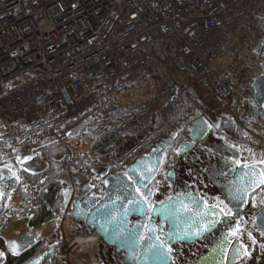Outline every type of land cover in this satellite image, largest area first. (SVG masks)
<instances>
[{
  "label": "built area",
  "instance_id": "obj_1",
  "mask_svg": "<svg viewBox=\"0 0 264 264\" xmlns=\"http://www.w3.org/2000/svg\"><path fill=\"white\" fill-rule=\"evenodd\" d=\"M262 40L264 0H0V120L74 119L102 86L151 75L159 41L206 103L232 102L250 94L240 54Z\"/></svg>",
  "mask_w": 264,
  "mask_h": 264
},
{
  "label": "flooded vegetation",
  "instance_id": "obj_2",
  "mask_svg": "<svg viewBox=\"0 0 264 264\" xmlns=\"http://www.w3.org/2000/svg\"><path fill=\"white\" fill-rule=\"evenodd\" d=\"M263 51L257 56L261 74L264 72V67L260 65L264 61V55L261 54ZM193 112L191 115H194ZM212 126V132L199 136L196 141H191L186 127L177 134L171 146L166 148L164 166L152 184V201H149L145 192L140 193L145 199L144 202L149 203V207L147 204L143 206L146 212L138 207L131 209L126 228L142 232V246L156 244L165 249L164 252L171 258L169 264H195L208 253L215 241L226 236H230L229 240L233 242L225 264L232 261L234 264H264V234L255 222L256 214L264 208V190L248 196L246 192L249 188L241 185L240 191L243 188L245 195L240 193V197L232 201L227 194L235 188L236 169L251 165L246 159L248 145L245 141L233 139L230 132H223L224 126L221 122ZM144 128L140 127L131 138L142 134ZM95 133L100 136V133ZM128 142L129 139L121 140L109 154L104 155L100 161L98 159L96 166L105 164L104 169L96 170L93 178H89L96 194L103 195V191L99 190L102 180L97 177L100 173H118L130 164L128 162L131 149ZM181 143L187 145L186 150L175 152ZM161 179L164 182L163 194L159 192L156 184ZM60 189V192L65 191L64 187ZM171 197L177 198L181 207L194 205L193 203L196 204L202 199V203L219 210L220 215L216 212V218L207 216L202 223L190 225L185 220V211L178 210L176 214L172 211L163 212L162 220L156 214V209H152ZM197 205L201 206L199 203ZM196 211L195 207H191L187 214L195 217ZM27 233L36 232L29 230ZM18 236L19 234L12 241L17 240ZM98 240L100 244L96 249L94 264H120L121 252L116 253L114 246L104 244L100 238ZM46 251H51V254L45 257L42 264H80L69 261L63 255L60 241L45 240L39 236L16 256L5 249L1 250L3 255L0 264H24Z\"/></svg>",
  "mask_w": 264,
  "mask_h": 264
},
{
  "label": "trees",
  "instance_id": "obj_3",
  "mask_svg": "<svg viewBox=\"0 0 264 264\" xmlns=\"http://www.w3.org/2000/svg\"><path fill=\"white\" fill-rule=\"evenodd\" d=\"M160 44L161 41L150 48L158 63L154 75L156 76L159 74V78H162L163 82L166 83L165 88L162 89L165 95L168 93H170V95L174 94L176 87H178V93L171 96L172 99H170L169 96V99L166 100L167 102L162 105L164 113L156 112L153 115H149L144 111L147 104L146 100H148L149 97H146L147 99L141 102L144 104L143 107L124 108L122 110L124 113L123 116L120 115L111 123H108L109 125L107 124L105 127L102 126V129L100 131L98 130L100 136L97 135L91 139V144L88 145L89 151L81 149L80 145H83V143L77 137L73 139L64 137L70 125L75 123H69V125L61 127L58 131V137H60V139L51 135L52 132L49 129H35L33 126L16 124L14 127L17 128L20 133L35 134L38 132L42 136L47 133V136H45L46 139L41 141L39 145L25 144V148L21 153H19L18 149L20 147H11L9 142L2 139L0 136V167L7 166L12 170H16L19 179L23 180L24 183H21L22 188L20 190L22 193L20 207L22 208V203L26 206L24 212L26 213L25 216H27L30 226L47 224L52 222L51 220H55L57 213L62 208L60 188L66 184V180L68 179H66L67 175L72 181L77 182H81L95 175L98 159L109 154L112 148L124 139H129L128 143L131 149V156H137L138 153L147 149L149 145H153L154 142L160 140L163 135L166 136L170 130L184 121L183 119L189 117V115L191 116L197 105L193 99L194 95L190 90V78L188 76L181 77L175 75L171 70L166 68L167 65L164 64L165 61L157 50ZM174 75L181 77V79H176ZM132 76L133 75L125 76L119 81L113 82L109 87H103L95 92L97 101L93 108L82 114V118L92 119L95 116L94 110L98 107L100 108L102 105H106L112 95L122 94L123 91L129 90L133 85ZM138 81L139 84H149V77L140 75ZM134 85H136L135 82ZM154 87L155 85H153L151 89ZM152 95H155V92L151 93L149 96ZM138 113L142 114L145 120L142 119L136 122L139 126L134 127L132 119L138 117ZM221 124L224 126L223 132L226 131L225 133H227L228 131L233 139L244 141V135L242 137L241 132L236 128L237 126L230 118H223ZM140 127H145L143 133L148 131V134L144 136L142 133L131 138L134 131L138 130ZM128 128L133 129L128 132ZM76 146H79V148L77 149ZM29 149L35 150V152L40 155V159L46 161L45 168L37 166L35 169V167L31 166L30 169H24L19 165V157ZM247 149V154L249 153L250 155L252 151L250 148ZM69 151L72 153L70 154ZM90 153L93 155L89 156ZM250 156L254 158L257 157L256 155ZM66 164H68V172L65 169ZM33 197H37L38 199L35 207L32 206L33 203H30ZM44 246L46 247L45 244ZM3 248L4 240L0 237V250H4Z\"/></svg>",
  "mask_w": 264,
  "mask_h": 264
},
{
  "label": "water",
  "instance_id": "obj_4",
  "mask_svg": "<svg viewBox=\"0 0 264 264\" xmlns=\"http://www.w3.org/2000/svg\"><path fill=\"white\" fill-rule=\"evenodd\" d=\"M251 86L253 87V97L249 100L250 107L253 108L257 115L264 119V74L254 78ZM84 125H86V122L68 131L66 137L91 134L88 132L87 127L80 133L79 129ZM209 125L211 124L196 109L194 115L180 123L173 132H170L167 138L155 144L149 153L139 156L133 164L126 167L125 172L107 177H104L107 172L100 174V178H105L103 181V187L106 189L105 196L91 195L93 187L90 186V182L81 186L80 195L72 202L73 210L70 212V215L74 218L73 220H81L87 225L88 230H95L106 245L115 247L116 253L124 252L127 258L124 259L123 255H121L123 264H169L170 258L167 256V252H164L166 251L165 249L156 244L142 246L140 241L142 232L137 229L134 231L132 229L128 230L126 228V218L129 216L131 209L133 210L136 207L141 209L146 205V202L141 199L140 190L151 193L149 186L163 166L162 162L165 159L164 152L166 148L171 146L177 134L186 127L191 141H196L199 136L212 132V125L211 127ZM186 146L182 143L179 144L175 152L181 153L182 150H186ZM236 170L235 188L227 193L229 200L238 199L240 193L245 195L242 192L243 188L240 191L239 187L241 185H247L249 188L248 190L246 189L248 196L254 195L259 190L264 189V183L261 182L264 181V171L261 166L251 165L249 167H240ZM12 180H14L13 174L0 173V216L5 211V201L9 195V191L16 186ZM70 198V192L63 193L64 206L68 205ZM138 201L140 204H138ZM201 203V206L197 207L198 211L195 213L199 214L198 217H190L195 220V223L204 221L207 216L216 218V212L220 215L219 210L206 207V205ZM170 206H174V204ZM255 221L264 232V210H261L256 215ZM36 238V234L24 235L15 242L7 243L6 248L10 252L9 254L16 256L19 251L27 248L29 244H33ZM229 238L230 236H226L223 239L215 241L208 253L195 264H225L232 243ZM13 244L16 247V253L11 251V245ZM48 254H51V251L40 253L39 256L24 264H42L41 262ZM1 259L2 256H0V262ZM232 262L229 264H233Z\"/></svg>",
  "mask_w": 264,
  "mask_h": 264
},
{
  "label": "rangeland",
  "instance_id": "obj_5",
  "mask_svg": "<svg viewBox=\"0 0 264 264\" xmlns=\"http://www.w3.org/2000/svg\"><path fill=\"white\" fill-rule=\"evenodd\" d=\"M252 60L254 62L253 65H256V61H257V56L252 55ZM166 64V63H164ZM166 68L168 69L169 67L166 66ZM170 70V69H168ZM254 70L255 67H254ZM245 72L251 76L252 74H254L253 70H249L246 69ZM175 75H177L175 72H173ZM173 75V74H172ZM174 77L176 79H181V77ZM132 81H133V87L131 86V88L127 91H123L122 94H114L111 96L109 102L106 103V105H102L100 106V108L98 107L97 109L94 110L95 116L92 119H88L90 121V126L91 129L94 132H98V130L100 131L102 128V126H107L108 123H111L113 120H115V118H118L120 115L123 116V109L126 107H132V108H140L143 107L144 104L141 103L143 102L145 99L148 100L147 104L145 106V112L149 115H153L156 112H162L163 108L162 105L165 104L167 101V99H169V96L171 98V96H173L174 94L168 93V94H164V92H162L165 88L166 83L163 82L162 78H159V74L150 78L149 79V84H139V77L137 75H134L131 77ZM168 80V79H167ZM134 82L136 83V85H134ZM190 90L194 95V101L195 104L197 105L196 108H200L203 110V112L208 115L209 117H211L212 120H214V118H230L232 121H236L240 124H242V121L236 119L234 120L233 115L235 114V111L233 108L229 109V112H226L225 110H222L220 108V106L222 107V102L221 101H217L212 103V105L214 107H208V105L206 104V102L204 101L203 96L199 93L198 88L196 87L194 81H190ZM155 85L154 88L151 89V87ZM155 92V95L149 96L151 93ZM147 97V98H146ZM140 103V104H139ZM216 107H219V109L217 110ZM143 111V112H144ZM144 112V113H145ZM203 113V114H204ZM139 114V113H138ZM146 114V115H147ZM224 116V117H223ZM145 120L144 116H142V114H139L138 117L132 119V123H134V127L139 126L136 122H139L141 120ZM95 120V121H93ZM220 120V119H219ZM217 123H219L218 121H216ZM44 125V122L41 123H36L33 125H29V126H33V128L35 129H40V127ZM109 125V124H108ZM133 127V128H134ZM240 128V125L238 126ZM3 129L0 130V136L2 139L7 140L9 142V144L11 145V147H20L19 149V153H21L23 151V149L25 148V144H30V145H39L41 141L45 140L47 136V133L44 134V136H42L41 134H39L38 132H36L35 134H24V133H20L19 130L17 128L14 127V125H3L2 126ZM133 128H128L127 131L130 132ZM237 128V127H236ZM49 130L52 132L51 135H53L55 138L60 139V137H58V131L60 130V127H55V129L53 130L52 128H49ZM137 130L134 131V133H136ZM239 131L242 134H244L243 129H239ZM148 134V131H146L145 133H143L142 135L146 136ZM249 137H246L245 141L247 143V147L251 149L252 153H250V155H256L258 156L259 154V149L255 147V143L252 142V140H254L256 143L258 140L262 142V140L260 138H263L262 134L257 133L254 130H249L248 132ZM73 139V138H72ZM78 139H80V141L83 143V145L81 146V149H84L85 151H89V146L91 144V139L87 136H81ZM158 142V141H157ZM23 144V145H22ZM259 144V143H258ZM257 144V145H258ZM154 145V144H153ZM153 145H149V147L147 149H145L144 151H141L140 153H147L149 152V150L152 148ZM77 149L79 148V146H76ZM263 151H261V158H262V153L264 152V145H263ZM16 149V148H15ZM70 154L72 153L71 151H69ZM140 153H138V155H140ZM27 154L35 157V159H37L35 162L37 164V166L39 167H46V161H42L40 158V155L35 152V150L29 149L27 151ZM93 154H89V156H92ZM137 155V156H138ZM248 153V159H253L254 157H251ZM137 156H132L130 157V161L128 163L133 162V160L135 159V157ZM104 156H102L100 159H102ZM20 158V157H19ZM260 158V159H261ZM99 159V161H100ZM44 162V163H43ZM99 164V163H98ZM68 164L65 165V169L67 170V166ZM104 165L105 164H99V166L97 165L95 170L98 169H104ZM69 170H67L68 172ZM0 173H7V174H13L15 175V185L18 184L17 188L13 189V195H10V199L9 201V207H10V218H8V215H4L0 216V222L3 221V219H5L3 222L0 223V235L2 237H4L5 240H12L14 237H16L18 234H23L25 232H29V230L31 231V229L28 226V222H27V216L26 213L24 212V209L26 208V206H24V204L22 203V208L20 207V204L22 202V193H21V183H24L23 180H18V175L16 173V170H12L10 168H8L7 166L5 167H0ZM67 174V173H66ZM66 176V175H65ZM93 176V175H92ZM69 176H66V179ZM91 177V176H90ZM88 180L84 179L82 182L83 184L86 183ZM164 182H162V179L159 180L156 184L158 187L159 192H164L163 190V184ZM80 182L77 181H71L70 183V189L73 192V196L77 197L80 195L81 190L79 187H81ZM66 186V185H65ZM65 186H63L65 188ZM102 186V185H101ZM100 186V187H101ZM63 190V189H62ZM99 190H104L103 187H101ZM95 193V191H94ZM35 194V192H34ZM74 197H72L71 199H75ZM37 197H33L32 200H30V203H33L32 206H36V202H37ZM35 203V204H34ZM71 206L70 204H68L67 206H63L60 209V211L57 213V217L55 218V220H51L52 222H49L48 224L39 226L36 228L35 232H37L38 236L44 239H48V238H53L54 239H60V241L62 240L63 237V245L65 244L67 246V248L65 249V251H62L67 259H69V261L73 262H77L80 264H94V256L97 253L98 249V244L99 241L95 240V237H90L89 239H85L86 241L88 240V242H86L85 240L82 239H78L81 236H88L89 232H87L86 230H84V228L82 227L83 225L81 223L79 224H75L74 221L72 220L71 216L69 215L70 211H71ZM23 212V213H22ZM7 218V219H6ZM23 218V219H21ZM21 219V220H19ZM85 242V244H80ZM67 253V254H66ZM63 254V255H64ZM68 261V262H69Z\"/></svg>",
  "mask_w": 264,
  "mask_h": 264
},
{
  "label": "crops",
  "instance_id": "obj_6",
  "mask_svg": "<svg viewBox=\"0 0 264 264\" xmlns=\"http://www.w3.org/2000/svg\"><path fill=\"white\" fill-rule=\"evenodd\" d=\"M253 121H255V124H256L255 127H257V129L259 130V131H257V133L262 134V136H263L264 127L262 125V121L258 120V118H254V117H253ZM263 141H264V136H263Z\"/></svg>",
  "mask_w": 264,
  "mask_h": 264
},
{
  "label": "snow or ice",
  "instance_id": "obj_7",
  "mask_svg": "<svg viewBox=\"0 0 264 264\" xmlns=\"http://www.w3.org/2000/svg\"><path fill=\"white\" fill-rule=\"evenodd\" d=\"M209 127H211V125H209ZM262 183H264V181H261ZM223 211V210H222ZM226 215H227V213H225ZM262 234H264V233H262ZM11 251H13L14 253H16V247H15V245L13 244V245H11ZM3 255V253H0V256H2Z\"/></svg>",
  "mask_w": 264,
  "mask_h": 264
},
{
  "label": "bare ground",
  "instance_id": "obj_8",
  "mask_svg": "<svg viewBox=\"0 0 264 264\" xmlns=\"http://www.w3.org/2000/svg\"><path fill=\"white\" fill-rule=\"evenodd\" d=\"M80 244H85V243H80Z\"/></svg>",
  "mask_w": 264,
  "mask_h": 264
}]
</instances>
